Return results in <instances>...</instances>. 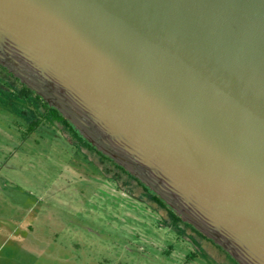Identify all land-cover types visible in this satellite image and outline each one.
<instances>
[{"label": "water", "instance_id": "water-1", "mask_svg": "<svg viewBox=\"0 0 264 264\" xmlns=\"http://www.w3.org/2000/svg\"><path fill=\"white\" fill-rule=\"evenodd\" d=\"M0 65L239 264H264V0H0Z\"/></svg>", "mask_w": 264, "mask_h": 264}, {"label": "rangeland", "instance_id": "rangeland-1", "mask_svg": "<svg viewBox=\"0 0 264 264\" xmlns=\"http://www.w3.org/2000/svg\"><path fill=\"white\" fill-rule=\"evenodd\" d=\"M6 79L0 70L1 89ZM71 143L0 105V264H233L207 241V256L195 252L130 195L140 189L91 154L107 178L119 177L104 178Z\"/></svg>", "mask_w": 264, "mask_h": 264}, {"label": "trees", "instance_id": "trees-1", "mask_svg": "<svg viewBox=\"0 0 264 264\" xmlns=\"http://www.w3.org/2000/svg\"><path fill=\"white\" fill-rule=\"evenodd\" d=\"M0 70H3L4 74L7 75L8 79L3 84V88H0V105L4 106L5 109L11 111L16 116L24 119L28 125H30L31 130H39L46 128H55L59 132L67 134L69 139L83 156L93 163L97 168V171L106 177L105 173H102V169L97 164V161L91 160V154L95 157L97 156L102 163L110 165L119 176H125L127 178V184L132 183L138 189L141 190L140 196L135 194H130L136 199H140L146 205H153L155 210L163 216L162 220L170 225L171 228L175 229L179 237H185L192 243L195 252H199L203 255L206 254L202 241H207L211 243L216 249L221 251L227 256V258L233 264H239L235 261L224 249L219 245L215 244L211 239L207 238L200 231H198L194 226L182 220V218L169 207L160 197H158L154 192H152L147 186H145L139 179L131 175L123 167L115 163L112 159L98 151L92 144H90L80 133L75 129V127L55 108L50 107L48 103L38 96L34 91L29 89L25 84H23L19 79L14 77L6 68L0 65ZM116 174V173H115ZM117 175V174H116ZM110 178L112 183L118 182V175ZM120 189V187H118ZM131 192V191H130ZM129 194V193H128ZM165 214V215H163Z\"/></svg>", "mask_w": 264, "mask_h": 264}]
</instances>
